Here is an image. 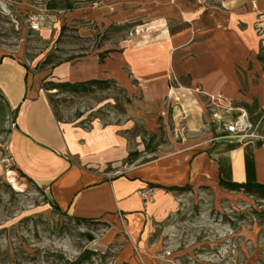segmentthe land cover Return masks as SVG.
<instances>
[{
    "label": "rangeland",
    "instance_id": "374dc122",
    "mask_svg": "<svg viewBox=\"0 0 264 264\" xmlns=\"http://www.w3.org/2000/svg\"><path fill=\"white\" fill-rule=\"evenodd\" d=\"M3 1L8 12H0V48L18 58L40 86L48 85L53 70L59 75L55 81L108 77L113 71L128 79L126 86L117 80L83 94L44 89L58 121L119 131L126 154L116 167L106 168L109 174H122L174 149L173 142L185 133L171 120L167 97L154 99L156 86L147 89L130 79L127 67L114 68L112 61L119 60L117 53L135 47V40L141 38L142 45L155 42L152 32L143 29L168 26L176 31L186 24L184 11L221 2ZM251 1L228 0V7L248 8ZM31 15L39 18L37 30L27 25ZM68 69L71 74L65 75ZM12 119L10 108L0 110V160L7 155ZM173 202L170 212L149 221L142 255L156 264H264V195L220 185L190 186L174 191ZM107 230L104 222H79L55 210L41 188L0 161V264H118L115 256L124 238L106 244Z\"/></svg>",
    "mask_w": 264,
    "mask_h": 264
},
{
    "label": "crops",
    "instance_id": "0c3cea01",
    "mask_svg": "<svg viewBox=\"0 0 264 264\" xmlns=\"http://www.w3.org/2000/svg\"><path fill=\"white\" fill-rule=\"evenodd\" d=\"M218 2L184 11L186 24L176 31L168 26L143 29L152 32L155 42L142 45L141 38L135 40V47L112 61L114 68L127 67L130 79L147 89L156 86L152 96L167 97L171 120L185 133L173 142V150L118 175L106 168L116 167L126 154L119 131L58 121L36 76L0 48V92L14 115L6 145L13 167L30 177L61 212L104 222L106 244L122 236L118 264H156L142 255L149 221L174 208L176 191L161 187L217 186L220 181L264 184V0H252L248 8ZM50 76L46 82L59 75L53 70ZM90 78L118 80L125 86L128 82L116 71ZM217 92L244 109L255 137L227 131L239 110L210 108L207 95ZM147 187L157 188L150 201L138 194Z\"/></svg>",
    "mask_w": 264,
    "mask_h": 264
},
{
    "label": "trees",
    "instance_id": "16d2710c",
    "mask_svg": "<svg viewBox=\"0 0 264 264\" xmlns=\"http://www.w3.org/2000/svg\"><path fill=\"white\" fill-rule=\"evenodd\" d=\"M100 56H102V58H103V54L102 53L100 54ZM260 59L261 60H264V57H261L260 56ZM111 83H114L115 84V80H113V79L90 78V79H86V80H83V81H76V82H69V81H57V82H55V81H49L48 82V85L46 87H44V88L45 89H56L55 92H58L60 90H63V91L70 92L71 94L72 93H74V94H83V93H88V92L93 91L95 87L102 88V89L103 88H107V87H109V85ZM5 107L10 108V106L6 102L5 98L0 95V110H4ZM12 122H13V125H14V115H13ZM146 150H148L150 152H154L155 151V148H151V149H147L146 148ZM154 158H152V159H154ZM16 172L18 173V175L20 177L24 178L27 182H31L37 188H39L33 182V180L30 177H28L27 175H25L22 171H20L19 169H16ZM219 184L223 188H226V189H229V190H240V189H244L246 192H248L249 190H252V191L254 190L257 193H259L261 195H264V184L229 183V182H223V181H220ZM187 187H190V186L184 185L182 187L170 186V187H161V188H163L165 190H168V191H173V190H184ZM51 206L55 210L61 212L58 209V207L56 206V204L51 203ZM72 218H74L75 220H77L79 222H90L91 221L90 219L80 218V217H72Z\"/></svg>",
    "mask_w": 264,
    "mask_h": 264
},
{
    "label": "built area",
    "instance_id": "2783aa9c",
    "mask_svg": "<svg viewBox=\"0 0 264 264\" xmlns=\"http://www.w3.org/2000/svg\"><path fill=\"white\" fill-rule=\"evenodd\" d=\"M173 1V0H170ZM0 12L7 13V6L3 0H0ZM27 25L32 30H37L39 25V18L37 15H31L27 21ZM207 103L212 109L227 110L233 109L235 106L231 98L227 97L221 92L207 95ZM239 110L235 118L226 125V129L230 134L236 135L241 138H252L256 134L251 130L250 124L247 120L246 113L241 107H235ZM1 164L4 167L9 168L13 166V159L10 155H6L1 158ZM157 192L155 187H147L138 191V194L144 201L152 200L154 194Z\"/></svg>",
    "mask_w": 264,
    "mask_h": 264
}]
</instances>
